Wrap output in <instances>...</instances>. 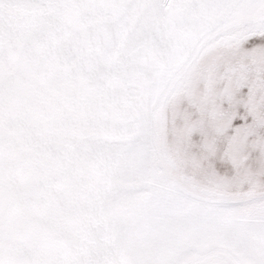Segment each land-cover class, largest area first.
Wrapping results in <instances>:
<instances>
[{"label":"snow or ice","instance_id":"obj_1","mask_svg":"<svg viewBox=\"0 0 264 264\" xmlns=\"http://www.w3.org/2000/svg\"><path fill=\"white\" fill-rule=\"evenodd\" d=\"M0 264H264V0H0Z\"/></svg>","mask_w":264,"mask_h":264}]
</instances>
